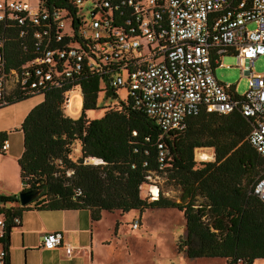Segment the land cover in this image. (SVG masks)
<instances>
[{
    "label": "trees",
    "instance_id": "16d2710c",
    "mask_svg": "<svg viewBox=\"0 0 264 264\" xmlns=\"http://www.w3.org/2000/svg\"><path fill=\"white\" fill-rule=\"evenodd\" d=\"M44 5L67 9L76 26L81 21L71 0H44ZM1 26L6 66L21 72L20 77L27 80L8 89L4 94L6 104L0 107L35 94L43 96L20 123L23 147L17 158L22 189L39 188L40 192L27 204H21L16 193L0 194V213L6 219L0 240L5 250L4 264H10L9 235L17 226L12 218L21 217L24 209L31 208L88 209L98 220L104 210L143 212L147 208L175 207L185 220V233L176 242L178 253L222 257L227 264H252L264 258V202L253 193L264 159L247 139L250 116L238 109L228 113L201 110L186 117L184 125L164 129L146 112L136 89L109 83L115 66L110 72L87 66V61L94 58L92 43H84L75 33L68 37L64 31L62 40L52 39L48 44L59 48L69 41L78 43V50L83 52L81 67L76 68L72 58L53 55L52 64H31L24 75L22 65L40 56L41 48L32 30L20 34L19 27L3 30ZM50 66L51 77L31 85L37 79L35 70L39 69L38 76H42ZM75 86H80L83 100L74 115L64 102L66 91ZM122 86L126 87L123 98L118 92ZM230 90L240 95L234 84ZM101 92L120 99L106 106L102 115L89 117L87 112L98 107ZM6 137V131H0V143ZM77 143L79 155L74 158ZM200 146L211 147L214 159L196 160L194 149ZM159 172H166V178L180 186L179 200L163 195L161 190L156 197L149 190L151 199L141 196L142 184ZM135 220L139 223L140 217L133 218L131 226Z\"/></svg>",
    "mask_w": 264,
    "mask_h": 264
},
{
    "label": "built area",
    "instance_id": "2783aa9c",
    "mask_svg": "<svg viewBox=\"0 0 264 264\" xmlns=\"http://www.w3.org/2000/svg\"><path fill=\"white\" fill-rule=\"evenodd\" d=\"M76 16L62 8L49 9L44 0H0L1 29L19 27L20 34L32 30L41 55L22 65V74L31 64H52L53 55L74 59L81 67L83 52L78 43L69 41L59 48L48 44L77 34L84 43H92L94 58L87 61L92 70L110 72L111 85L127 84L139 92L146 112L164 129L182 126L186 117L201 110L228 113L238 109L252 118L247 134L249 143L264 159V69H254L255 60L264 55V0H71ZM87 2L86 5L84 3ZM165 19V23L161 20ZM252 22L253 27L248 24ZM76 26V27H75ZM46 40V42L44 41ZM90 49V46H89ZM6 42L0 33V105L4 94L26 76L6 66ZM225 54H233L248 87L235 95L231 84L220 81L214 68L225 64ZM31 85L50 78L52 67ZM65 70V74H69ZM79 89L72 87L68 92ZM81 93V91H80ZM10 146L8 138L0 150ZM164 151H160L162 160ZM253 193L264 202V169L253 184ZM154 196V194L152 195ZM14 224L21 217L13 216ZM6 219L0 213V240L5 234ZM138 221L132 223L137 227ZM63 242L61 230H49L42 236V248H56ZM5 250L0 241V264Z\"/></svg>",
    "mask_w": 264,
    "mask_h": 264
},
{
    "label": "rangeland",
    "instance_id": "374dc122",
    "mask_svg": "<svg viewBox=\"0 0 264 264\" xmlns=\"http://www.w3.org/2000/svg\"><path fill=\"white\" fill-rule=\"evenodd\" d=\"M87 2L84 3L86 5ZM250 22L248 27H253ZM225 64L230 66L217 65L214 68L215 75L223 82L233 83L237 93L242 94L248 87L246 75L242 73L241 67L237 64V59L233 54H225L223 58ZM254 69L261 72L264 69V55L259 56L255 60ZM73 92V93H72ZM79 89L75 88L68 92L67 105L68 111L77 114L81 109L80 105H75V94H79ZM119 96L124 97L126 87L122 86L118 89ZM98 98V107L88 110L89 117L100 116L104 113L105 107L117 102L120 98L113 95H105L100 93ZM69 98L71 103H69ZM43 99L41 94H35L29 98L4 105L0 107V131L5 130L7 138L10 142V147L5 152L0 150V191L13 193L12 189L20 183L21 177L16 172L17 158L12 160L11 155L21 153L23 147V136L20 129V123L26 113L38 102ZM104 105V106H103ZM69 111V112H70ZM79 144H75L72 156L76 158L79 155ZM196 149L204 150L209 158H199L196 156ZM213 149L209 146H200L194 149V157L196 160H213ZM199 158V159H198ZM87 161L93 162L92 158H87ZM14 165H13V164ZM166 172L153 173L148 177V180L140 187L141 196L149 197V189L154 193V189L161 190L162 194L174 199H180L181 188L179 185L171 183L166 178ZM19 189L17 190V192ZM24 209V215H32L34 219V211L28 212ZM31 210H34L31 208ZM37 210V209H35ZM42 211V210H39ZM47 211L43 210L42 212ZM140 217L138 228H132L131 222L133 218ZM37 221V220H34ZM98 234L104 240L110 239L109 249L101 248L102 254L110 255V264H180L179 256L182 253L177 252L176 242L179 237L185 233V220L181 211L175 207H155L147 208L143 212L130 210L127 212L121 211H105L101 219L97 221ZM13 228V238L15 233ZM35 234L31 233L34 237ZM40 238V237H39ZM37 240V237L33 242ZM130 247V252L128 247ZM105 246V245H103ZM109 250V252H107ZM13 260L21 261V257L27 255L24 249L20 247L12 248ZM34 258H38V253H33ZM183 264H207L206 259L198 257L189 258L184 255ZM216 261L212 264H227L222 257H215ZM37 260V259H35ZM30 262V261H29Z\"/></svg>",
    "mask_w": 264,
    "mask_h": 264
},
{
    "label": "crops",
    "instance_id": "0c3cea01",
    "mask_svg": "<svg viewBox=\"0 0 264 264\" xmlns=\"http://www.w3.org/2000/svg\"><path fill=\"white\" fill-rule=\"evenodd\" d=\"M20 154L16 153L14 155H11L12 160L18 158ZM14 164L16 166L17 174L19 171L20 177V167L18 161L17 164L15 162ZM22 187L23 183L22 180H20V183H17V186L12 189L14 191L13 193L18 194V192L22 190ZM18 189L19 191L17 192ZM0 194L11 193L0 191ZM156 195H158V193H155L154 196ZM27 211H34V219H32V215H27L28 213L24 215V213L22 212L21 223L13 227L15 228L14 238L12 233L13 228L10 231V264H110V255H103L101 253V248L103 247L105 249H109L108 247L111 243V240H104L103 237L98 234L97 221L101 218L98 220L93 219L91 217L90 210L59 209L47 210L42 212L43 210L39 211L35 209H28ZM105 211L106 210L102 212V215ZM49 230H61L63 232V242L60 246L51 249L42 248L40 246L43 234ZM31 233L35 234L34 237L31 236ZM36 237L37 240L33 242V238L35 239ZM11 247H20L21 249L25 250V253L27 255L24 257V259L21 257L20 262H16L15 260H13ZM127 247L128 251L130 252L129 245H127ZM107 252H109V250ZM33 253H38L39 257L34 258ZM182 254L183 255L179 256L180 264H183L185 258V253ZM198 258L206 259L204 261H206L207 264H212L214 261H216L215 257L201 256ZM252 264H264V258H257L253 261Z\"/></svg>",
    "mask_w": 264,
    "mask_h": 264
},
{
    "label": "water",
    "instance_id": "95a60500",
    "mask_svg": "<svg viewBox=\"0 0 264 264\" xmlns=\"http://www.w3.org/2000/svg\"><path fill=\"white\" fill-rule=\"evenodd\" d=\"M82 96V93H80ZM83 100V96H82ZM82 107V103H81ZM40 192L39 188H27V189H22L18 192V199L21 204H27L31 202Z\"/></svg>",
    "mask_w": 264,
    "mask_h": 264
},
{
    "label": "bare ground",
    "instance_id": "6f19581e",
    "mask_svg": "<svg viewBox=\"0 0 264 264\" xmlns=\"http://www.w3.org/2000/svg\"><path fill=\"white\" fill-rule=\"evenodd\" d=\"M73 93V92H72ZM80 93V92H79ZM75 97H76V100H75V105H76V108H77V105H80V103H81V97H80V95L79 94H75ZM72 99V98H71ZM71 99L69 98V102H68V105H69V103H71ZM67 110H68V106H67ZM70 111V110H69ZM70 113L71 114H74L73 112H71L70 111ZM196 156L197 157H199V158H209V155L202 149V150H200V149H196ZM198 158V159H199ZM150 190V189H149ZM151 191V190H150ZM154 192L155 193H158V190L157 189H154ZM155 193H153L152 192V194H154L155 195ZM154 197H156V196H154Z\"/></svg>",
    "mask_w": 264,
    "mask_h": 264
}]
</instances>
